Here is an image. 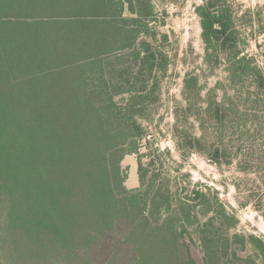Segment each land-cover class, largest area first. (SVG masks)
<instances>
[{
  "label": "trees",
  "instance_id": "16d2710c",
  "mask_svg": "<svg viewBox=\"0 0 264 264\" xmlns=\"http://www.w3.org/2000/svg\"><path fill=\"white\" fill-rule=\"evenodd\" d=\"M195 11L205 68L183 76L172 139L183 157L253 174L239 204L264 217V70L231 4ZM156 17L152 0H0V264H100L88 251L119 223L129 264H264L262 237L234 232L231 207L201 189L173 191L151 152L160 170L139 158V187L124 185L121 161L146 140L170 63Z\"/></svg>",
  "mask_w": 264,
  "mask_h": 264
},
{
  "label": "rangeland",
  "instance_id": "374dc122",
  "mask_svg": "<svg viewBox=\"0 0 264 264\" xmlns=\"http://www.w3.org/2000/svg\"><path fill=\"white\" fill-rule=\"evenodd\" d=\"M231 4L233 11L240 20L241 39L244 43V52L252 58L255 65L264 70V0H224ZM157 12V19L152 23L161 33H168V41L162 46L167 52L170 63L167 73L160 80V100L151 121H142L147 131L146 140L142 141L137 153L126 154L121 161V169L125 177L124 185L128 189L139 187L137 167L140 162L148 166L147 175H153L158 164L150 166L149 157L145 154L151 152L156 162H162L166 176L171 181V189L182 187L184 193L191 189H201L209 197L230 208L238 219L234 232L253 234L264 239V217L251 205L242 207L239 202L245 201L243 189L253 187L255 179L253 174L244 175L236 169V164L217 167L209 162L205 156L192 153L182 156L172 139L173 125L172 110L175 101H181V87L183 76L188 71L202 73L205 68L202 62L203 46L200 38L199 17L195 11L202 0H152ZM124 15L129 16L127 9ZM207 72V70H205ZM225 77L223 67L216 69L214 74L206 79L207 87L213 86L218 80ZM203 82V79H201ZM229 89L228 95H233ZM264 139V138H263ZM148 142V143H147ZM169 149V154H160ZM143 154V155H142ZM141 155V157H139ZM156 155H159L157 158ZM160 176V177H162ZM156 178V177H155ZM155 181H159L155 179ZM241 185L240 190L234 186L235 182ZM245 184V187H244ZM257 191L260 203H264L263 176L257 178ZM220 193L222 196H220ZM196 202V201H195ZM197 209L199 206H196ZM246 211L248 218L239 219L241 210ZM125 225L119 223L117 228L107 237L103 238L88 251L89 256L100 264H129L134 259V252L123 240ZM192 255L196 261H201V253L197 246L192 247Z\"/></svg>",
  "mask_w": 264,
  "mask_h": 264
},
{
  "label": "built area",
  "instance_id": "2783aa9c",
  "mask_svg": "<svg viewBox=\"0 0 264 264\" xmlns=\"http://www.w3.org/2000/svg\"><path fill=\"white\" fill-rule=\"evenodd\" d=\"M220 196H222L221 193H220ZM243 210H244V209H242V210H241L242 212H240L239 215H238L240 220L248 218V214H247V212H246V211H243Z\"/></svg>",
  "mask_w": 264,
  "mask_h": 264
}]
</instances>
